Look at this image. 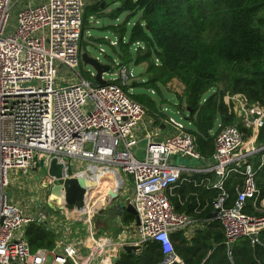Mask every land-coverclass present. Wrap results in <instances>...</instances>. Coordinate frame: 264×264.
<instances>
[{"label": "built area", "instance_id": "obj_1", "mask_svg": "<svg viewBox=\"0 0 264 264\" xmlns=\"http://www.w3.org/2000/svg\"><path fill=\"white\" fill-rule=\"evenodd\" d=\"M16 7L19 12L12 21ZM84 11L85 0H0V264H91L93 260L115 264L114 259L124 251L125 244L115 250L108 238L97 240L86 257L75 244L31 250L26 229L33 222L43 224L45 216L28 215L8 196L10 175L39 171L42 161L47 167L53 158L65 164V177L72 176L67 160L86 162L88 169L83 172L95 181L97 176L116 173L124 189L123 174L127 175L132 186L128 205L140 221L127 245L142 249L149 242L159 243L165 254L161 264L180 262L171 237L183 233L190 238L199 224L177 212L170 199L184 175L217 177L211 185L219 191L213 208L228 247L242 237L250 238L253 245L259 243L264 198L259 199L257 170L251 160L260 155L259 168L264 166V145L257 142L264 127V108L250 106L243 95L237 96L238 103L233 99V108L239 104L244 114L243 127L254 128L255 133L246 138L240 123L219 124L215 152L208 159L198 151L185 122L168 115V109L163 114L171 132L164 141L158 140L161 128H150L153 123L146 119V108L125 90L135 79L132 71L119 65V75L99 85L92 81L94 71H88L86 78L78 70ZM61 70L73 74L65 86H60L68 81L66 76L59 80ZM143 140L146 156L139 160L134 148ZM174 156L208 161L209 166H176L171 164ZM236 174L243 183L236 187V197L228 206L225 183ZM44 181L46 185L56 183L48 174ZM250 201L253 210L248 212Z\"/></svg>", "mask_w": 264, "mask_h": 264}, {"label": "trees", "instance_id": "obj_2", "mask_svg": "<svg viewBox=\"0 0 264 264\" xmlns=\"http://www.w3.org/2000/svg\"><path fill=\"white\" fill-rule=\"evenodd\" d=\"M115 3L119 6L109 18L116 21L121 15L127 16L121 24L105 28L118 35L120 49L111 46L113 52L121 66L146 65V75L140 81H135V77L134 86L128 85L125 90L134 89L129 92L131 98L154 111L157 108L151 92L162 96V87L173 80L181 82L185 86L184 94L177 95L178 103L166 105L177 103V110L188 121L187 132L195 138L198 151L204 157L214 152L218 125H233L235 121V113H229L224 101L225 93L242 94L250 106L264 108V0H114ZM98 11L100 6L87 8L84 13L81 48L89 19ZM133 18L137 20L127 39L128 25ZM220 83L225 84L223 90ZM239 127L247 130L242 124ZM257 142L264 145V127L259 130ZM253 161L261 200L264 166L259 168L260 155ZM209 176L212 174L207 177L195 174L194 178L200 183L201 178ZM234 176L225 183L230 195L228 206L236 197V186H232ZM239 178L236 184L243 183ZM231 181L234 182L231 184ZM181 186L182 180L174 190ZM205 195L209 206L202 218L214 210L219 191L206 190ZM178 209L181 208L178 206ZM189 209L191 213L192 207ZM248 210H253L252 201L248 203ZM204 224L206 229L190 239L181 233L172 235V244L180 259L173 264H264V230L255 245L250 238L242 237L228 247L218 221ZM26 236L33 252L55 247V233L45 224L33 222L27 227ZM164 259L162 246L149 242L138 253L122 252L115 264H161Z\"/></svg>", "mask_w": 264, "mask_h": 264}, {"label": "crops", "instance_id": "obj_3", "mask_svg": "<svg viewBox=\"0 0 264 264\" xmlns=\"http://www.w3.org/2000/svg\"><path fill=\"white\" fill-rule=\"evenodd\" d=\"M96 6H100V11H98L92 17L101 18L105 20L109 19L111 23L107 25L106 27L110 25H118L123 22L122 21L123 15H121L120 18L116 21H113L111 18H109V15L114 10L112 7L116 6L117 8L119 6V4H116V3L114 4V0H85V11L87 8H92V7L94 8ZM102 14H104V16ZM124 15L126 19L127 15L126 14ZM107 31L112 32L111 30H107ZM114 39L118 40L117 34H114ZM110 42H116V41L109 39L108 43ZM81 64H82V61H81ZM92 81L98 84L95 79H93ZM161 117H164L163 113H161ZM157 122H159L157 127L161 128L160 132H157L158 133L157 138L160 141H164L166 136L170 134L171 130L164 120L161 121V118H158ZM235 123H239L238 117ZM186 126L187 127L189 126L188 122L186 123ZM157 127L155 128V130L158 129ZM150 128L154 129L153 127H150ZM154 133L156 132L154 131ZM258 136H259V133H258ZM197 149H198V146H197ZM214 152H215V144H214ZM211 156H207V157L203 156V157L208 159ZM175 157H178V156H174V158ZM174 158L172 159L175 162ZM253 159L251 160V163L254 166L255 161H253ZM83 163H86V162L80 161L79 163H76V168L74 170L76 169L81 170ZM207 163L209 164L208 161H206L204 164H207ZM196 169H201V168H196ZM12 174L16 177V173L12 172ZM35 174L36 173H33L30 176H34ZM30 176H28V178H31ZM99 177H101V175ZM183 177L184 178L182 179L181 188H179L176 191L173 190V192L171 193L170 199L177 212L186 213L189 216H191L193 219H195L196 223H199L198 226L192 230V234L190 235V238H191L195 236L198 231L206 229L205 224H204L205 222L217 221V220L209 219V215L213 213L214 210L211 211L207 215L206 218L201 217V215L204 214L205 211L207 210L206 208L209 206L208 205L209 198L205 195L206 190L213 189L211 185L217 180V177L212 175V176H209V178L207 179L205 177L201 178L200 182H206V185H201V186L199 185L200 183H198V180L194 178V175H184ZM213 177L215 178L213 179ZM44 180H46V178ZM239 185H242V184H237L236 187H238ZM126 189L122 191V195H121L123 198L122 201H124V198H126V193H125ZM96 197L97 196L87 197L88 207L86 209L87 215L85 219H81L80 211L73 212L71 216L66 211L49 210L47 213H45V209L48 207L49 200L42 207L34 209L33 207H30L29 205L24 207L23 205H21V203L15 200V197L13 196L11 197V199L15 203L20 205L28 215L34 216V217L45 216V221L43 224H45L48 228L54 231L55 236H56L55 246L58 245L59 243L75 244L77 245V250L79 251L80 255H82L83 257H86L87 255H89V253L93 249L97 240L108 238L110 239L112 243L113 249L115 248L119 249V246L121 244L127 245V244L132 243L136 235V230H137L136 229L137 222H136L135 217L132 214L130 215H132L133 218H129L127 215L129 213H127L126 211H122L119 213L115 212V207L119 205L121 201L116 202L112 207H108L105 205L103 206L104 201H100L101 198H99L100 200H98V198L96 199ZM128 199L127 201H125L126 205H128ZM178 206L181 209H178ZM189 206H191L193 210L191 213H189L190 211ZM101 209H104V210L101 213H99L98 211ZM181 234L184 236L183 233ZM186 238H189V237H186ZM91 264H97L96 260H93Z\"/></svg>", "mask_w": 264, "mask_h": 264}, {"label": "rangeland", "instance_id": "obj_4", "mask_svg": "<svg viewBox=\"0 0 264 264\" xmlns=\"http://www.w3.org/2000/svg\"><path fill=\"white\" fill-rule=\"evenodd\" d=\"M36 2H40V1H45V0H35ZM25 3V1H24ZM105 8V7H104ZM113 9L116 8V6L112 7ZM91 9L89 10V12L91 13ZM19 12V8H14L12 10V21H14L16 19L17 13ZM104 16V14H102ZM125 19V15H123L122 17V21H124ZM137 18H133L131 20V22L128 25V33H127V39L130 36V32L131 29L134 25V23L136 22ZM121 21V22H122ZM111 22L110 20H105V19H101V18H94V17H90L89 19V25L87 26V30L85 32V38L83 40V46L81 49V54L83 53H88L89 56L98 59L102 64H110L111 65V71L110 73L105 74L104 79L106 81L109 80H113L117 75H119L120 73V67L119 65H121L119 59L117 58L116 54L113 52V48L111 46V43H108L109 39L115 40L116 41V45L115 47H117L118 49H120V46L118 45V40L114 39V34L112 32H109L105 29V27L107 25H109ZM90 37H93L95 40H90ZM102 50H104V52L102 53ZM130 71H132L136 77L135 81H140L143 78V75H146V65H140V66H135L130 64L127 67ZM78 70L83 73L84 77L88 78V71H94V69L91 66H85L82 62L81 67L78 68ZM67 77L68 81L67 82H63L60 83V86H65L66 84H69L71 82V78L73 77L72 72L68 73L67 71L61 70L59 72V80H61V78L63 77ZM66 79V78H65ZM133 82V81H132ZM132 82L129 84L132 86ZM220 89L223 90V88L225 87V84L220 83ZM134 89H132L131 87L129 88V92L132 93ZM185 91V86L179 82L178 80H173L171 82H169L167 84L166 87H162V96H159L156 93L151 92V97L152 100L155 102V107L157 109H154V111H152L151 109L146 108L147 111V121L148 122H152L153 123V128L155 129L158 126L157 119L161 118V121L164 120L165 117H161V113H164V111L166 109L167 110V114L185 122V124L188 121L184 120V116L177 114V106L175 104H177L178 102V97L177 95H183ZM136 92V91H135ZM242 95V94H236V93H230L227 92L224 95V101L226 103V105H228L229 107V113L233 114L235 113V121L237 120L238 117V121L240 124L241 121H244V114H242V111L240 109V106L237 100V96ZM165 99V102H162L161 100ZM233 99H235V103L233 108ZM173 102H177L173 105H166L168 103H173ZM229 102V103H228ZM161 110V111H160ZM235 110V112H234ZM161 112V113H160ZM182 113V112H181ZM220 123V122H219ZM228 126V125H227ZM243 128L241 127V130ZM243 131V130H242ZM245 133V137H251L255 132H254V128L250 129L248 133V130L243 131ZM247 140V139H246ZM146 142L145 141H140V143L134 148V153H136V155L138 156L139 160H144L146 154ZM175 165H179L180 163H182L185 166H190V167H194V168H205L208 167L209 164H204L203 161H199V160H189L188 158H182L180 156L175 157ZM69 166H70V174L71 175H75L78 174L80 172L86 171L88 169V165L86 163L82 164V168L80 169H76V163H79L80 161H70L67 160ZM46 170L44 169H40L39 171L36 172V174L34 176H30L31 178H28V176L26 175H22L19 173H16V177L11 173L10 175V187L8 188V196L9 197H15V200H17L19 203H21V205H23L24 207L29 205L30 207H33L34 209L40 208L42 207L48 200L50 197V190L51 187L53 185H46L44 179L46 178ZM237 175V174H236ZM239 177H241L240 175H238ZM99 177V176H97ZM123 177L126 181V201L127 199L132 197V186H131V181L130 178L123 174ZM235 177V182L231 181V184L234 182V184L232 186H236L237 182L239 181V177L234 176ZM100 178V177H99ZM233 178V177H232ZM242 178V177H241ZM230 180V179H229ZM238 180V181H237ZM237 181V182H236ZM236 188V187H235ZM233 189V188H231ZM93 192H91L92 194ZM229 193V191H228ZM236 194V191H235ZM90 196V195H89ZM96 199L98 198V200H100L99 198L102 197L101 193H98V195H96ZM234 196V194H233ZM94 197V196H93ZM104 200V204L103 206H107V197H103ZM56 204V203H55ZM102 206V205H101ZM105 209V208H104ZM103 209V210H104ZM258 214V213H257ZM264 214V213H263Z\"/></svg>", "mask_w": 264, "mask_h": 264}, {"label": "water", "instance_id": "obj_5", "mask_svg": "<svg viewBox=\"0 0 264 264\" xmlns=\"http://www.w3.org/2000/svg\"><path fill=\"white\" fill-rule=\"evenodd\" d=\"M90 40L95 39L93 37H90ZM81 61L85 66H91L94 69V72L96 73L95 80L99 85L106 84V80L103 78V74H107L111 71L110 64H102L98 59L89 56L88 53L81 54ZM134 84L135 83H132V86H134ZM187 158L191 160L190 156H187ZM171 164H174V161H171ZM40 166L42 167V169H46V173L52 178H54L55 182H57L51 187L48 207L45 209V213H47L49 210L66 211L71 216L73 212L80 211L81 219H85L87 215L86 209L88 207V190L89 188H92L96 185L98 186V183L89 178L87 172H80L78 174L72 175L71 177H65V164L58 163L57 158H53L49 162V165H47V167L45 161H42ZM37 171L38 168L34 169L31 173H28L27 175H32ZM21 174L24 175L23 173ZM101 176L102 181L106 180V182H103V185H101L99 190L108 193L107 206L112 207L116 202L121 201V203L115 207V212L119 213L122 211H126L127 213L132 214L136 219L137 225H139V217L134 207H132L131 205H126V199L122 201L123 198L121 195L124 188L121 187V182L118 185L115 184V181L113 182L114 178L112 173H108L106 175ZM57 198L59 200L58 202H56ZM102 211L103 209L99 210L98 212L101 213ZM216 217L217 211H213V213L209 215V219L211 220H215ZM256 237L257 235L251 236V238ZM141 250L142 249L140 246H124V251L128 253H138ZM117 260L118 257L114 259V262H116Z\"/></svg>", "mask_w": 264, "mask_h": 264}, {"label": "bare ground", "instance_id": "obj_6", "mask_svg": "<svg viewBox=\"0 0 264 264\" xmlns=\"http://www.w3.org/2000/svg\"><path fill=\"white\" fill-rule=\"evenodd\" d=\"M84 174V173H83ZM102 176L99 178V177H96V182L98 183V186L96 185V186H94V187H92V188H89V195L92 197V196H96V195H98V193H101L102 194V197H101V200L100 201H104L105 199L103 198V197H108V193H106V192H103V191H100L99 189H100V187H101V185H103V182H106V180H104V181H102ZM113 178H114V180H113V182L115 181V184H120V182L122 181V179L120 178V176H118L116 173H114L113 174ZM95 181V180H94ZM91 192H93L92 194H91ZM58 200V198L56 199V201ZM59 201V200H58ZM57 201V202H58ZM89 204V203H88ZM74 216V215H73Z\"/></svg>", "mask_w": 264, "mask_h": 264}, {"label": "flooded vegetation", "instance_id": "obj_7", "mask_svg": "<svg viewBox=\"0 0 264 264\" xmlns=\"http://www.w3.org/2000/svg\"><path fill=\"white\" fill-rule=\"evenodd\" d=\"M57 183V182H56Z\"/></svg>", "mask_w": 264, "mask_h": 264}]
</instances>
